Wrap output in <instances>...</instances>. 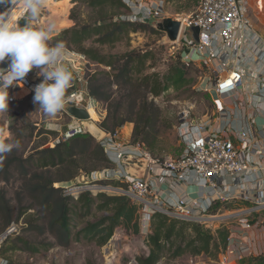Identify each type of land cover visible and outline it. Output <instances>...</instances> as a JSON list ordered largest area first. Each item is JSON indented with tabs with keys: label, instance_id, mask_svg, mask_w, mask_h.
Here are the masks:
<instances>
[{
	"label": "trees",
	"instance_id": "16d2710c",
	"mask_svg": "<svg viewBox=\"0 0 264 264\" xmlns=\"http://www.w3.org/2000/svg\"><path fill=\"white\" fill-rule=\"evenodd\" d=\"M2 4L4 3H0V8ZM72 4L74 6L70 19L75 22V26L61 31L53 38L50 46L62 42L64 48L76 50L86 55L93 63L111 69L112 73L106 71L94 73L88 83L89 95L98 102L108 104V115L99 125L108 134L113 135L126 125L134 124L132 143L144 145L153 157L162 110L150 96L157 98L171 86L177 88L187 86L190 82L187 64L179 59L162 77L158 74L139 77L140 67L145 66L147 59L153 58V51L135 50L122 55H105L99 49L85 47V44L92 40L100 48L113 46L130 34L143 31L158 33L155 25L124 20L129 8L123 0H72ZM83 9H87L88 12L85 19L81 20ZM114 87L120 91L118 102H114L112 91ZM93 119L97 122L95 117ZM44 133L55 135L49 130L40 131L39 135ZM0 159V182L9 184L16 179L21 181L16 192L18 202L16 221L15 207L9 200L7 192L0 188V234L12 224L20 223L22 217H36L35 220L28 221L25 230L36 231L41 235L49 233L56 240V244L51 246L68 247L74 238L71 226L73 217L81 216L83 211L92 210L98 200L103 202L98 205V209L109 210L113 215L96 224L88 225L79 233L80 236L104 246L119 226H124L128 230L132 228L135 233H140L139 208L126 195L108 192L95 194L92 191L71 195L63 186L81 180L82 173L87 178L92 173L113 168L114 165L106 150L90 135L85 133L66 141L56 142L52 147L38 148L27 158L18 156L17 148H11L7 152H1ZM91 184L124 189L127 187L126 183L115 180H97ZM27 201L30 203L26 205ZM226 205L218 203L210 208L209 213L216 214L218 209ZM31 210H35L37 216L31 215ZM152 229L147 239L150 253L147 257L137 259L138 264H158L163 254L173 249H175L173 258L190 253L193 257L204 255L216 256L219 259L228 245L229 229L224 226L214 234L201 224L156 213L152 220ZM11 237L4 242L0 255ZM17 241L22 243V247L13 244L8 249L37 253L43 246L35 245L21 237H17L15 243ZM235 264H264V256L247 258Z\"/></svg>",
	"mask_w": 264,
	"mask_h": 264
},
{
	"label": "built area",
	"instance_id": "2783aa9c",
	"mask_svg": "<svg viewBox=\"0 0 264 264\" xmlns=\"http://www.w3.org/2000/svg\"><path fill=\"white\" fill-rule=\"evenodd\" d=\"M46 1L43 0V5ZM16 2H18V10L12 21L20 26L21 21L27 16L22 8L21 0H15L6 12L10 14ZM123 2L131 11L124 17V20L148 23L151 20L157 22L163 18L160 0L158 2L123 0ZM249 7V0H200L198 10L182 21L183 26L178 43L181 42L182 47L189 51L186 58L191 59V56L195 55V60L201 61L206 66L211 65L214 59L220 62V68L213 72L215 79L212 90L217 97L239 91L244 82L245 73H248L252 79L264 82V48L261 38L253 32V25L248 15ZM29 23L33 28L42 29L44 18L39 16L35 20H30ZM193 27L200 29V43H196L192 38L190 29ZM241 33L245 34L244 47L240 50L239 57L236 58L230 49ZM63 51L65 57L62 63L73 74L72 86L69 88L73 90L66 95L65 107L62 110L69 114L70 107H78L90 113V110H96L100 103L89 95L86 86L81 88L78 85H87V78L92 73L91 67L94 65L84 54L68 49H63ZM7 67V61L0 64V68L6 69ZM226 67L229 70L224 73ZM41 82L35 70L29 72L22 82L9 87V101L17 99L16 93L20 90H27L30 94H34L33 89ZM72 120L68 130L56 142L66 141L86 133L80 120L75 118ZM199 127V136L188 140L183 154L173 161L159 165L162 167L161 173L156 176L153 173L152 179L131 176L122 163L126 156L139 157L147 162L152 161L151 154L142 144H123L120 142V130L113 135L108 134L99 143L115 165L114 168L92 174L99 175L106 180L126 183L125 189L118 188L121 189L118 194L126 195L139 208V225L142 236L148 238L152 233V220L156 213L176 219L179 216V220L189 223L205 224L210 230L215 228V224H220V220L224 218L211 216L209 213L210 208L217 204L215 201L207 208H203L202 198H194L188 194L164 197L161 178H169L176 183L187 182L193 177H198L205 188L218 190L225 178L243 181L256 173V168L245 159V155L255 143L249 129L236 134V139L240 144L238 146L232 139L222 136L220 131L211 130L212 127H209L207 122ZM190 128H192L191 125ZM103 187L108 189L109 186ZM218 192L220 202L234 199V196L227 191L219 190ZM240 223L246 230H251L256 225L247 220H242ZM18 228V225L12 224L6 233L0 236V249L8 237L19 232ZM234 242L235 231H232L228 237L227 249L219 257V264H235L245 259L246 253H239ZM0 264L10 263L0 255ZM131 264H138V261Z\"/></svg>",
	"mask_w": 264,
	"mask_h": 264
},
{
	"label": "rangeland",
	"instance_id": "374dc122",
	"mask_svg": "<svg viewBox=\"0 0 264 264\" xmlns=\"http://www.w3.org/2000/svg\"><path fill=\"white\" fill-rule=\"evenodd\" d=\"M152 1L158 2L159 0ZM160 1L163 18H171L181 22L196 12L200 3V0ZM13 3L14 2L11 3V0L4 2L0 8V14L5 13ZM61 5L64 6V3ZM54 6V0H48L43 5L39 16L48 18L50 14H52ZM72 8L73 6L70 8V14ZM81 11V20H83L87 16L88 10L83 9ZM129 13H131L130 10ZM148 23L154 26L156 20H151ZM155 29L157 30V28ZM157 31L158 33L143 31L137 34H130L113 46L107 45L101 48L97 43L89 40L86 42L85 47L99 49L100 52L105 55H122L135 50L139 52L153 51V58L147 59L145 66L140 67L141 73L138 74L139 77L153 74H158L162 77L173 65L177 64L179 59L187 64L189 72L188 78L190 79L187 86L181 88L171 86L157 98L150 96V99H154L162 110V120L158 127L155 148L153 149L154 155L152 158L170 162L183 154L186 143L188 142V140L185 141V137L180 135V126L186 122L192 124V121H201L203 118L212 114L215 108V97L217 96L212 90L214 86V70H212V66H206L201 61L195 60L194 55L191 56V59H187L186 56L189 54V51L182 47L181 42H170L164 32ZM53 38L49 40V45ZM74 52L79 53L76 50ZM91 63L94 65L91 67L92 73L87 78V85H78L81 88H83V86L88 88L91 76L96 72L106 71L112 73L111 69L108 67L95 64L92 61ZM36 71L38 70H35V74ZM39 78L43 80V77ZM72 90L73 89H68L66 95ZM112 91L114 93V102H118L121 96L119 89L114 87ZM18 95L19 98L17 97ZM20 96L22 98H20ZM33 96L32 94H26L25 90L18 91L16 93L17 99L8 101V111L0 114V144H6L7 141V144L13 145V149L17 148L18 156L23 158L33 155L38 148L52 147L56 144L60 135L64 134L73 122L72 117L64 110L58 112L54 117L45 116V114L39 110V106L33 103ZM99 103L96 112L92 113L98 125L101 124L108 115V104L103 102ZM44 130L53 131L55 135L46 133L39 135V132ZM125 133H127L126 129ZM17 143L19 147L15 146ZM82 175L85 176L84 173H82ZM96 179L106 180L99 175L94 176L90 174L85 181L87 185H85L81 179L79 181L66 183L63 186L67 188V193L71 195H77L82 191H92L95 194L99 192L118 194L120 193L119 190L122 189L112 186H109L107 189L100 184H91L95 182ZM20 184L21 181L18 179L11 181L9 184L0 182V188L7 192L9 200L15 207L14 221H16L18 217L16 192ZM25 203L27 205L30 201ZM101 204H103V202L98 200L92 210L89 212L83 211L81 216L73 217V224L71 226L74 238L68 247L51 246L56 244V240L50 236L49 233L41 235L36 231L25 230L26 227H28V221H33L36 217H22L19 220L20 223L15 224L19 226V234H14L5 244L2 250V258L7 259L10 264H131L137 261V259L147 257L150 253V248L147 244L148 238L142 236L141 232L135 233L132 228L128 230L124 226H119L115 230L112 238L104 246H100L96 241H89L85 239L84 236H80L79 233L88 227V225L96 224L102 219L113 215L109 210L98 209V205ZM232 207L233 206L230 205L221 207V211H219L220 208L217 210L216 214H211V216L228 217L234 215L235 213L229 211ZM30 213L31 215L37 216L35 210H31ZM177 218V220H179L180 217L178 216ZM251 220L254 221L253 219ZM229 222L234 223L230 225H227V222L217 223L214 227L220 228L224 225L225 227H235L241 225L236 218L230 219ZM203 225L205 226V224ZM205 228H207V226H205ZM6 231L0 234V236L5 234ZM17 237L28 239L35 245L42 244L43 246L39 248L37 253H28L13 248L8 249V247L13 244L22 247V243L18 241L15 243ZM174 250L175 249L165 252L158 264H190V259L193 257L192 254L187 253L179 258H173ZM205 259L208 264H219V259L216 256L205 257Z\"/></svg>",
	"mask_w": 264,
	"mask_h": 264
},
{
	"label": "crops",
	"instance_id": "0c3cea01",
	"mask_svg": "<svg viewBox=\"0 0 264 264\" xmlns=\"http://www.w3.org/2000/svg\"><path fill=\"white\" fill-rule=\"evenodd\" d=\"M249 2L248 15L253 25V32L261 38L264 48V0H249ZM63 3L64 6L61 5ZM54 5L52 14L48 18L43 17L44 26L42 28L44 30L51 28L50 39L56 37L62 30L75 26V22L70 19V8L74 6L72 0H55ZM244 38V33L239 34L235 44L230 49L236 58L239 57L240 50L244 47ZM211 66L212 70H217L220 68V62L214 59ZM228 70L229 68L226 67L223 72H228ZM244 75V82L239 91L223 97H215V108L212 114L201 121H192V124L184 123L183 127L180 126L179 132L182 137H185V141L197 138L200 134L199 126L207 122L208 126L212 127L211 130L220 131L222 136L232 139L235 144L240 146L236 134L249 129L255 143L245 155V159L256 168V173L243 181L225 178L220 183L218 190L205 188L198 177H193L187 182L176 183L169 178H161V185L164 197L188 194L194 198H202L203 208H207L214 201L217 204L226 203L233 206L229 211L235 214L221 217L223 219L220 220V223L227 222L226 224L230 225L234 222H229V220L236 218L239 222L247 220L253 225L256 224L251 230H246L243 225L227 226L230 232L235 231L234 245H237L239 253H246L245 259H247L264 256V82L252 79L248 73ZM125 129L127 133H125ZM133 130V124H128L121 129L119 133L120 142L133 144L130 140ZM145 149L148 151L146 147ZM111 163L115 165L114 162L111 161ZM163 163L165 161L152 158V161L147 162L148 167L143 177L152 179L153 173L154 176L161 173L162 167L159 165ZM219 190L229 192L234 196V199L220 202ZM221 210L222 208L219 211ZM224 219L226 222L223 221ZM218 229L215 227L211 231L215 234ZM201 256L191 257L190 264H208L205 259L206 256Z\"/></svg>",
	"mask_w": 264,
	"mask_h": 264
},
{
	"label": "clouds",
	"instance_id": "9594fccd",
	"mask_svg": "<svg viewBox=\"0 0 264 264\" xmlns=\"http://www.w3.org/2000/svg\"><path fill=\"white\" fill-rule=\"evenodd\" d=\"M4 2L0 0V3ZM21 4L27 13V23L23 27L14 23L7 12L0 14V64L8 62L6 69L0 68V114L8 111L9 87L22 82L29 72L38 70L36 75L43 80L33 89V103L45 116L54 117L65 107L73 74L62 63L64 44L49 45L51 28L37 29L29 23L39 16L43 0H21ZM15 146L19 147V144ZM12 147L11 144H0V152H7Z\"/></svg>",
	"mask_w": 264,
	"mask_h": 264
},
{
	"label": "water",
	"instance_id": "95a60500",
	"mask_svg": "<svg viewBox=\"0 0 264 264\" xmlns=\"http://www.w3.org/2000/svg\"><path fill=\"white\" fill-rule=\"evenodd\" d=\"M26 20L23 19L20 23V26L23 27L26 25ZM182 22L176 21L171 18H160L156 24L155 28L157 30L164 32L167 35V39L170 42L176 43L179 39L180 32L182 30ZM192 34V38L196 43H200V29L197 27H193L190 29ZM69 115L72 118L80 120L85 129L86 134L90 135L96 142L100 143L104 140L108 133L104 131L92 118L90 113L86 109L78 108V107H70L68 109ZM123 166L129 172V174L133 177H143L147 168V161L145 159L135 157V156H126L122 160ZM83 183L86 181V177H82ZM85 185H87L85 183ZM224 219L223 221H225Z\"/></svg>",
	"mask_w": 264,
	"mask_h": 264
},
{
	"label": "bare ground",
	"instance_id": "6f19581e",
	"mask_svg": "<svg viewBox=\"0 0 264 264\" xmlns=\"http://www.w3.org/2000/svg\"><path fill=\"white\" fill-rule=\"evenodd\" d=\"M48 1V0H47ZM46 1V2H47ZM17 6H18V2L16 3V5H14V7H13V9L10 11V14L12 13V11L14 10V8H16L14 11H13V14H12V16H11V19L13 20V18H14V16L16 15V11L18 10V8H17ZM9 14V15H10ZM26 91V94H30V92L29 91H27V90H25ZM18 98H19V95L17 96ZM20 98H22L21 96H20ZM96 112V110L95 109H91L90 110V115H91V118L93 119V116H92V113H95ZM94 120V119H93ZM95 121V120H94ZM96 122V121H95Z\"/></svg>",
	"mask_w": 264,
	"mask_h": 264
}]
</instances>
